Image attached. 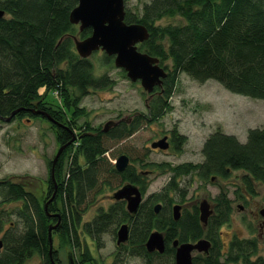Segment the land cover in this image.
<instances>
[{
	"label": "trees",
	"instance_id": "obj_1",
	"mask_svg": "<svg viewBox=\"0 0 264 264\" xmlns=\"http://www.w3.org/2000/svg\"><path fill=\"white\" fill-rule=\"evenodd\" d=\"M77 3L78 0H0V9L4 10L0 16V119L16 110L9 121L24 116L47 118L57 129L59 144L66 145L54 175L53 158L48 159L45 188L34 191L25 182L0 178L2 203L20 202L14 225L6 226L8 215L0 209L4 246L0 264H26L36 256L41 257V264H63L57 249L53 248L50 255L51 224H56L52 240L57 235L63 245L72 249L75 264H98L86 236L101 248L103 234L112 228L116 234L117 225L123 222L129 223V240L118 245L110 264H124V254L140 257L143 264H175L171 242H194L201 237L209 238L213 246L208 253L194 257V264H226L240 259L242 264H264L262 257L251 258L257 251L254 238H234L226 261H221L218 228L229 221L232 212L224 190L217 197V211L206 227L193 214L186 213L175 220L164 207L156 212L158 197L148 198L134 214L120 201L101 207L91 220L84 219L104 183L130 181L145 193L154 166L162 173H171L168 186L172 189L179 186L178 176L194 170L204 178L242 170L243 186L251 194L256 193L257 182L264 184V126L249 129L245 142L221 130L212 132L202 148L204 160L198 164H156L130 156L132 163L118 171L109 156L112 141L127 139L144 123L161 118L173 108L170 97L181 73L200 82L213 79L233 93L264 99V0H151L144 4L141 14L126 7L128 23H143L150 29V37L139 48L159 57L168 74L161 86L148 93L145 112L107 131L89 122L82 129L71 118L83 111L77 109L78 104L91 88L114 83L107 74L97 76L91 59L82 58L75 48L73 36L86 37L92 32L91 28L81 31L71 23L69 14ZM166 16H180L183 22L156 24ZM103 57L106 62L111 59L107 54ZM53 90L59 91L64 108L49 101ZM172 132L174 148L181 151L186 137L177 128ZM184 195L183 190L181 198ZM157 229L165 234L164 253L149 252L145 246L150 233Z\"/></svg>",
	"mask_w": 264,
	"mask_h": 264
},
{
	"label": "rangeland",
	"instance_id": "obj_2",
	"mask_svg": "<svg viewBox=\"0 0 264 264\" xmlns=\"http://www.w3.org/2000/svg\"><path fill=\"white\" fill-rule=\"evenodd\" d=\"M150 1L125 0V4L130 11L141 14L144 4ZM180 22H183L180 16H166L156 24ZM104 54L103 50H97L90 56L94 64V72L97 76L107 74L114 83L105 88H91L90 93L78 104L77 109L83 111L76 112L71 118L75 119V124L82 126V129L87 122L93 127H103L110 119L116 120L147 110L148 93L141 82L132 81L126 72L123 73L122 68L115 65L112 57L106 62ZM53 91L54 93L51 92L48 96L49 101L63 107L59 91ZM170 101L173 108L161 118L151 123H144L125 140L110 143L109 156L114 165L117 157L122 153L141 158L142 162L156 164L170 162L175 165L184 161H203L202 148L206 138L212 132L221 130L245 142L249 129L264 126V99L233 93L213 79L200 82L186 73H181ZM70 115L72 114L68 113L67 116ZM174 128L186 137V143L180 152L172 147L166 150L151 148L153 140L158 139L164 133L169 134ZM56 130L51 121L43 117L24 116L14 121L0 119V178L25 182L28 188L34 191L45 188L49 177L48 159L54 158L59 148L63 146L58 142ZM160 169L157 166L152 167L150 184L144 199L158 197L155 202H162L164 207H167L170 198L181 199L183 190L188 202L195 201L197 197L199 199L205 196L211 197L212 194L215 195L224 188L233 197L232 191L240 184L239 179L244 174L242 170H235L229 179L221 178L216 183L203 182L195 174L187 175L177 178L179 186L177 189H172L168 186L171 173H162ZM123 184L125 183L121 180H113V184L104 183L101 190L96 193L94 202L88 208L84 219H91L101 207L108 208L115 203L113 194ZM238 202V200L234 201L228 223L220 227L221 261L225 262L228 257L226 243L233 234L242 239L254 238L257 242V251L251 258L256 260L262 257L264 259V230L261 228V221L264 217L256 216L255 212L250 211V209L257 211L264 207V184L256 183V193L249 196L246 202L243 201L245 208L239 207ZM243 202L240 201L242 204ZM19 204L18 200L2 203L0 195V209L8 215L7 227L17 223L16 209ZM2 233L3 231H0V238ZM102 237L103 246L101 248H98L89 236H86V239L98 264H110L119 247L116 234L112 228ZM125 243L127 241L123 242ZM53 248L57 249L63 264H69V253L72 249L63 245L57 235L53 239ZM3 250L4 246L2 252ZM121 257H123L124 264H143V260L138 256L124 254ZM41 260L40 256H36L27 260L26 264H41ZM237 262L242 264L243 260L240 259Z\"/></svg>",
	"mask_w": 264,
	"mask_h": 264
},
{
	"label": "water",
	"instance_id": "obj_3",
	"mask_svg": "<svg viewBox=\"0 0 264 264\" xmlns=\"http://www.w3.org/2000/svg\"><path fill=\"white\" fill-rule=\"evenodd\" d=\"M4 14V10L0 9V16ZM126 17L125 0H78L75 7L69 14L71 23L79 25V30L91 28L92 32L86 37L73 36L75 48L82 58H88L97 50H103L108 55L114 56L115 65L124 69L127 76L132 81H140L147 93H152L157 86L163 84L168 71L160 64V59L139 48V44L149 38V28L139 22L128 23ZM14 111L9 117H3L9 121ZM38 113V112H37ZM132 115L126 117L130 118ZM124 119V120H125ZM119 120L110 119L105 122L103 130L107 131L116 125ZM66 145L59 148L52 162V174L54 175L55 165ZM153 148L167 149L169 147L168 136L155 140L151 143ZM130 164V156L127 153L120 154L116 161L115 167L118 171L125 170ZM54 195V194H53ZM115 199H125L127 210L134 214L138 211L143 201V193L140 187L133 183L127 182L118 188L114 194ZM53 196L45 204L51 202ZM162 207L160 202L154 204V209L159 212ZM181 206L175 204L173 206V217L178 220L181 216ZM211 213L207 200H203L200 204V219L207 223ZM264 215V207L260 210ZM56 224L49 227L50 235V255L53 251L52 230ZM129 239V225L123 223L117 230V243H123ZM145 246L149 252L158 251L164 253L166 249L165 235L160 230H154L148 236ZM175 250V264H194L193 252L208 253L211 247V241L202 237L195 242H181L178 239L173 241ZM3 247V240L0 239V252ZM69 264H75L72 253H69ZM230 264H237L232 262Z\"/></svg>",
	"mask_w": 264,
	"mask_h": 264
},
{
	"label": "flooded vegetation",
	"instance_id": "obj_4",
	"mask_svg": "<svg viewBox=\"0 0 264 264\" xmlns=\"http://www.w3.org/2000/svg\"><path fill=\"white\" fill-rule=\"evenodd\" d=\"M146 106H148V103H147V105ZM141 112H137V113H134L130 118H128V119H125L126 117H121V118H118V119H116V120H119L120 119V121L118 122V123H120L121 121H123L124 119L125 120H127L128 122H130V121H132L133 120V118L136 116V115H139ZM117 123V124H118ZM163 136H168V141H169V147L168 148H170V147H172V148H174L175 147V144H176V142H175V140H174V136H173V132L171 131L169 134L168 133H164L161 137H159L158 139H160V138H162ZM158 139H156V140H158ZM153 141H155V140H153ZM152 141V142H153ZM151 142V143H152ZM183 146H184V144H183ZM151 148H153V147H151ZM167 148V149H168ZM153 149H159V147H157V148H153ZM166 150V149H165ZM174 150H176L175 148H174ZM176 151H178V150H176ZM178 152H180V151H178ZM130 156V155H129ZM204 160V159H203ZM200 162H202V161H199V162H194V161H184V162H181V163H177V164H175V165H180V164H184V163H194V164H198V163H200ZM132 163V160H131V157H130V164ZM129 164V165H130ZM128 165V166H129ZM235 170H230V172H229V175L228 176H223L222 174H219V173H216V174H210L209 175V177L208 178H204V177H202L201 176V174L199 173V171L198 170H194V171H192V172H190V173H188V174H184V175H180V176H178L177 178H181V177H183V176H187V175H196L200 180H202L203 182L204 181H209V182H212V183H216L217 182V180L218 179H229L230 178V175L234 172ZM240 180V184H238V186H236L235 188V190H233L232 191V194H233V197L232 196H230L229 195V193H228V191H227V189H223L226 193H227V197H228V199L230 200V202H231V206H232V211H233V204H234V201L235 200H238L239 202L237 203L238 204V206L239 207H241V208H245V204H244V202H246L247 200H248V198H249V196H252L253 194H251V193H249V192H247L246 190H245V188H244V186H243V180H242V176H241V178L239 179ZM127 182H130V181H127ZM127 182H124V183H127ZM143 193V192H142ZM222 193V190H219L215 195H213L212 194V196L211 197H209V196H205V197H202L201 199H199V197H197V199L195 200V201H193V202H188V199H187V197L185 196V198H181V199H179V200H174V201H172L171 203L169 202L168 203V205H167V207H164L165 205L162 203V202H160L161 204H162V207H161V209H163V207L164 208H166V210L168 211V212H171V214L173 215V206L175 205V204H179L180 206H181V209H180V212H181V216L180 217H182V216H184L186 213H189V214H193V215H196V216H198L199 217V219H200V204H201V202L203 201V200H207V202H208V204H209V207H210V210H211V213H210V215H209V217H208V220H209V218L217 211V206H218V204H219V201L217 200V197L220 195ZM145 194H146V192L145 193H143V201H142V203L140 204V206L143 204V203H145L148 199L146 198V199H144L145 198ZM114 197V196H113ZM115 199V198H114ZM120 201H122V202H124L125 203V205H126V200L125 199H115V202H120ZM240 201L241 202H243V204L242 203H240ZM188 202V203H187ZM189 204V205H188ZM139 206V207H140ZM263 208V207H262ZM262 208H260L259 210H253V209H250V211L251 212H255V215L256 216H259V215H261L262 217H264V215H262L261 213H260V210L262 209ZM139 209V208H138ZM130 213V212H129ZM232 213V212H231ZM86 214V213H85ZM132 214V213H131ZM95 216V215H94ZM93 216V217H94ZM92 217V218H93ZM91 218V219H92ZM91 219H89V220H91ZM180 219V218H179ZM178 219V220H179ZM201 220V219H200ZM201 222L203 223V225H204V227H206V224L207 223H204L202 220H201ZM208 222V221H207ZM123 223H128V222H123ZM122 223V224H123ZM228 223V222H227ZM227 223H225V224H227ZM128 225H129V223H128ZM224 225V224H223ZM222 226V225H221ZM220 226V227H221ZM261 228H263V230H264V218H262V221H261ZM120 227V226H119ZM118 227V228H119ZM220 227L218 228V233H219V237H220V233H221V231H220ZM118 228H117V230H118ZM161 231V230H160ZM163 232V231H162ZM164 233V232H163ZM263 233V232H262ZM261 233V234H262ZM129 234H130V226H129ZM165 235V234H164ZM130 236V235H129ZM231 236V235H230ZM239 238V239H242L241 237H239L238 235H235V234H233V236H231L230 237V239H229V241L226 243V246H227V252H229L230 251V247H231V244H232V242H233V239L234 238ZM202 238V237H201ZM205 238H207V237H205ZM166 239V238H165ZM209 239V238H208ZM246 239V238H245ZM129 240V239H128ZM128 240H127V242H128ZM175 240V239H174ZM173 240V241H174ZM179 240V239H178ZM210 240V239H209ZM173 241L171 242V245L173 246ZM211 241V240H210ZM116 242H117V231H116ZM185 242H193V241H185ZM195 242V241H194ZM179 243H181V241L179 240ZM121 244H123V243H120V244H118L117 243V246L118 245H121ZM213 246V242L211 241V247ZM174 247V249L176 250V247L175 246H173ZM210 247V248H211ZM196 252V253H195ZM199 253H205V252H198L197 250L196 251H194L193 252V260H194V257H196V256H198V254ZM194 262V261H193ZM232 262H236L237 264H239V262H237V261H228V263L227 264H230V263H232Z\"/></svg>",
	"mask_w": 264,
	"mask_h": 264
},
{
	"label": "bare ground",
	"instance_id": "obj_5",
	"mask_svg": "<svg viewBox=\"0 0 264 264\" xmlns=\"http://www.w3.org/2000/svg\"><path fill=\"white\" fill-rule=\"evenodd\" d=\"M147 26V25H146ZM148 27V26H147ZM149 32H150V29H149ZM149 37H150V35H149ZM105 52V51H104ZM105 54H107L106 52H105ZM108 55V54H107ZM152 55V54H151ZM108 56H111V57H113V59H114V56L113 55H108ZM154 56V55H153ZM88 58H90V56L88 57ZM114 63H115V61H114ZM160 64H161V61H160ZM162 65V64H161ZM162 66H164V65H162ZM165 67V66H164ZM167 71V70H166ZM1 239V238H0Z\"/></svg>",
	"mask_w": 264,
	"mask_h": 264
}]
</instances>
